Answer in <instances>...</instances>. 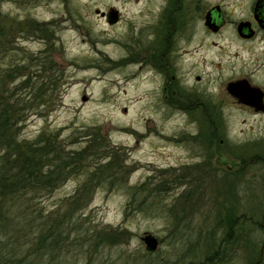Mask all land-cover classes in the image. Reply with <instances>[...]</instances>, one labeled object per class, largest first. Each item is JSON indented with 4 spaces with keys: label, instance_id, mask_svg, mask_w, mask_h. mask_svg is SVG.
Segmentation results:
<instances>
[{
    "label": "rangeland",
    "instance_id": "obj_1",
    "mask_svg": "<svg viewBox=\"0 0 264 264\" xmlns=\"http://www.w3.org/2000/svg\"><path fill=\"white\" fill-rule=\"evenodd\" d=\"M162 3L0 0V69L20 67L5 88L22 105L39 104L23 111L20 138L47 139L56 152L79 156L78 170L27 202L24 220L32 226L20 240L21 254L29 251L26 241L34 248L49 224L57 227V236L53 254L46 248L37 253L45 264H209L205 258L218 248L229 203L226 167L213 179L218 190L207 177L199 185L189 174L183 179L190 169L184 165L196 160L195 147L184 139L196 133L197 120L175 109L178 104L161 101L155 71L139 69L129 49L133 31L127 23L153 16ZM110 9L121 11L120 24L102 17ZM110 39L118 46H109ZM219 59L220 80L206 88L220 96L225 132L234 133L243 126L239 116L229 115L234 110L225 104L224 82L239 72L258 77L263 56L251 49ZM25 77L29 85L44 87L41 100L29 88H17ZM219 155L228 157L225 150ZM106 162L114 165L101 168ZM145 234L158 240L155 251H146ZM229 248L210 264H264L256 262L254 249L240 244L231 260Z\"/></svg>",
    "mask_w": 264,
    "mask_h": 264
},
{
    "label": "flooded vegetation",
    "instance_id": "obj_2",
    "mask_svg": "<svg viewBox=\"0 0 264 264\" xmlns=\"http://www.w3.org/2000/svg\"><path fill=\"white\" fill-rule=\"evenodd\" d=\"M161 1L160 9L152 10L153 16L127 23L133 31L130 52L139 69L147 67L155 71L161 101L178 104L175 109L197 120L196 133L184 139L197 151L191 156L196 158L194 163L184 167L195 172L189 169L182 174L183 179L189 174L199 185L207 177L217 183L218 190L219 168L226 167L228 180L224 178L223 184L227 186L229 203L224 217L228 221L231 260L240 244L254 249L256 262H263L264 0H158V3ZM112 11L114 19L110 17ZM102 17L109 25H118L123 18L117 9L102 13ZM251 49L259 50L263 56L259 76L254 77L251 71L239 72L224 82L228 99L225 104L234 110L229 115L234 120L239 116V124L243 126L238 132L226 133L225 118L220 112L221 98L206 85L220 80L215 75L222 65L220 56L229 58ZM229 84H239L240 88L231 92ZM241 87L246 88L245 98L237 94L242 93ZM221 150L227 151L226 160L219 155ZM201 194L199 188L197 196Z\"/></svg>",
    "mask_w": 264,
    "mask_h": 264
},
{
    "label": "trees",
    "instance_id": "obj_3",
    "mask_svg": "<svg viewBox=\"0 0 264 264\" xmlns=\"http://www.w3.org/2000/svg\"><path fill=\"white\" fill-rule=\"evenodd\" d=\"M2 46L0 41V54ZM17 72H20L18 63L0 69V264H45L37 253L46 248L48 253L53 254L57 227L45 225L34 239V248L32 242L26 241L30 244L29 251L26 255L21 254L20 240H26V234L32 226V221L24 220L29 209L27 202L37 193L47 192L57 186L68 172L78 170L79 156L63 149L56 152L47 139L42 141L38 138L28 142L20 138L25 120L23 111L27 108L33 111L39 104L33 108L31 105L26 106L24 101L22 105L21 99L11 94L12 89L5 88L8 80L13 79ZM29 83L30 80L25 77L17 84V88H29L30 96L40 99L44 87ZM113 165L112 162H106L101 168H111ZM221 220L220 225L223 222L225 226L224 236L217 243L218 248L214 253L212 245L209 246L212 252L205 258L209 264L217 254L230 246L227 218ZM47 240L49 243L46 245ZM219 248L221 251H218Z\"/></svg>",
    "mask_w": 264,
    "mask_h": 264
},
{
    "label": "water",
    "instance_id": "obj_4",
    "mask_svg": "<svg viewBox=\"0 0 264 264\" xmlns=\"http://www.w3.org/2000/svg\"><path fill=\"white\" fill-rule=\"evenodd\" d=\"M110 17L112 19H114V17H115V11H112L110 13ZM238 88H240L239 87V84H229V86H228V89L231 92H234V90L235 89H238ZM241 91H242V93H237V94H239V95H241L242 97L245 98L246 97V92H245L246 91V88L245 87H241ZM82 100L85 101L86 100V97L83 96L82 97ZM141 240L144 243V246H145V249H146L147 252H153V251L156 250V248L158 246V240L152 234H145V235H143L141 237Z\"/></svg>",
    "mask_w": 264,
    "mask_h": 264
},
{
    "label": "bare ground",
    "instance_id": "obj_5",
    "mask_svg": "<svg viewBox=\"0 0 264 264\" xmlns=\"http://www.w3.org/2000/svg\"><path fill=\"white\" fill-rule=\"evenodd\" d=\"M108 44H109V46H114V45L118 46L117 42H115L114 40H111V39L108 42Z\"/></svg>",
    "mask_w": 264,
    "mask_h": 264
}]
</instances>
